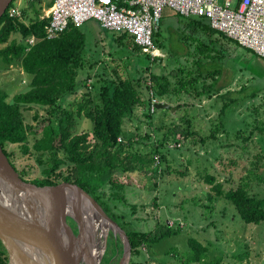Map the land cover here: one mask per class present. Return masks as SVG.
<instances>
[{
	"label": "rangeland",
	"instance_id": "rangeland-1",
	"mask_svg": "<svg viewBox=\"0 0 264 264\" xmlns=\"http://www.w3.org/2000/svg\"><path fill=\"white\" fill-rule=\"evenodd\" d=\"M51 4L52 0L34 2V9H26L28 19L24 20L25 23L29 24L30 20L36 18L34 10L44 14L43 10L48 9ZM23 6H27V0H23ZM171 11L169 8L164 9L160 35L156 37L163 57L155 61L148 60L142 52L132 51L131 38L124 44H118L113 42L114 36L109 31L106 33L110 40L105 49L106 51L109 49L112 60H102L103 64L99 72L104 77L107 75L113 79H129L135 83V80L143 75L148 76L149 73L145 70L147 67H151L155 74H166L182 67L194 66V60L202 59L196 49L198 43L194 39L198 35L191 36L192 32L184 28L183 23H187L185 18L175 19L180 22L171 19L168 15ZM85 24L84 29L90 35V39L87 38L88 44L95 43L94 32L98 25L97 21L90 20ZM199 38L203 39V36L200 35ZM13 39L20 41L21 38L15 35ZM203 40L207 41V38ZM95 48L97 45H93V49ZM99 48L95 53L100 51ZM229 51L233 55L241 54L242 58L236 62L226 53L228 57H225L224 61L217 58L213 63L215 66L225 68L220 83L224 87L221 92L223 97L220 96L218 99L215 97L209 99L208 96L191 99L185 97L178 104L169 100L171 111L167 115L163 112L164 109H158L155 113L150 111L153 114L151 118L146 116L144 107H139L132 118L125 121V131L137 135L133 151L141 152L143 155L151 153L155 160L159 156L154 151L166 137L169 129H175V126L179 125L181 130L192 133L181 144H176L172 139L165 142L163 153L166 160L161 164L159 172L154 173L150 170L146 175L134 172L115 176L116 181L128 185L125 191V203L117 206L112 198L114 190L111 184L107 181L101 183L96 179L90 183L92 187L98 186L97 191L104 195L113 212L122 222L127 223L128 227L132 225L140 231L156 233L164 225H168L176 231V234L153 244L149 251H142L140 257L134 260L137 263L194 264L187 263L191 258L189 239L193 238L209 249L207 263L220 259L221 264H264V224L257 226L244 223L229 201L224 199L208 201L209 186L199 174L204 172L205 166H208V171L216 175L221 182L233 179L232 185L247 183L252 193L264 198V92L260 90L256 97L252 96L259 90L260 84H263L264 75L260 74V70L264 71V63L254 60V56H250L247 51L237 47L233 42ZM245 69L246 76H243L241 71L244 73ZM236 72L239 75L234 80L233 75H236ZM95 73L96 71L89 70L88 67L80 72L79 92L68 97L64 106L74 109V105L82 99V92L88 91L83 89L84 81H87L88 86L93 87L92 95L96 102L100 103L99 89L102 86V76ZM28 83L29 78L20 65L6 66L0 61V89L8 92L9 100H12L17 93L27 91ZM210 84L211 80L207 82V85ZM225 87L235 91L232 96L225 94L230 91ZM242 88L246 89L242 94H238L237 92ZM262 88L263 86L260 89ZM201 89V84H197L196 89H191L192 95L196 96ZM241 95L243 99L238 102L239 104H233L220 119L222 117L220 111L224 105L222 98H240ZM165 101L166 99L161 103ZM187 101L189 105L186 104L185 107L178 109V105ZM172 108L176 110L172 111ZM36 112L42 116L46 115L44 108L34 106L33 110L26 114L27 122L36 124L33 119ZM220 120L227 123V133L220 131L216 139L210 138ZM92 130V121L83 118L78 121L75 134L92 132ZM239 131L242 133L241 136L237 134ZM250 132L253 133L251 137ZM146 135L148 137L145 138ZM247 137H250V141L244 140ZM86 147L88 152L98 151L93 133ZM7 150L12 153L13 163L27 180L44 177L51 155L43 157L24 155L19 145H8ZM260 155L263 158L257 157ZM58 157L63 158L64 155L60 153ZM206 159L209 162H205ZM155 164H158L157 160ZM68 171V166L64 165L57 173L67 175ZM230 173L234 176H230ZM225 185L229 187L226 182ZM134 207H136L135 212H133ZM178 226L182 228L179 231ZM115 240L109 237L102 264H114L116 261L119 263L121 256ZM2 246L0 240V248L5 249Z\"/></svg>",
	"mask_w": 264,
	"mask_h": 264
},
{
	"label": "trees",
	"instance_id": "trees-1",
	"mask_svg": "<svg viewBox=\"0 0 264 264\" xmlns=\"http://www.w3.org/2000/svg\"><path fill=\"white\" fill-rule=\"evenodd\" d=\"M34 2L36 1H29L27 7L22 8V18L10 17L9 9L13 2L0 20V61L6 66L20 65L29 78V89L17 93L12 100H9L7 91L0 89V145L15 168L12 161L13 155L7 150L8 145H19L24 155L37 157L51 155L52 158L49 167L44 172V177L29 180V182L40 187L68 182L77 184L91 192L105 212L126 232L132 248V263L140 264L134 260L140 257L142 251H149L153 244L176 234V231L168 225H164L165 228L162 227L156 233L143 232L133 228L132 225L128 227L127 223L122 222L120 217L113 212L109 202L104 199V195L97 191L98 186L93 185L92 187L90 183L96 179L98 182L107 181L111 184L114 190L112 198L117 206L125 203V191L128 185L116 181L115 176L134 172L146 175L150 170H153L154 173L159 172L161 164L166 160L163 153L165 142L172 139L176 144H181L192 133L181 130L179 125L175 126V129H169L166 137L154 151L160 157V163L156 165V160L151 153L143 155L141 152L133 151L137 135L125 131V121L132 118L135 110L139 107L145 108L147 117L153 116L150 113L152 92L155 98H159L161 101L166 99L163 104H170L169 100L178 104L185 97L189 99L200 96H208L209 99L223 97L220 89L224 87L218 88V84L225 68L215 66L213 63L217 58L224 61L225 57L232 54L229 48L233 41L214 30L210 21L205 17L186 18L174 12L177 17L187 20L183 26L192 32L191 36L198 35L194 39L198 43L196 49L202 59L194 60V66L182 67L166 74H155L151 67H147L145 70L146 73H149V77L143 75L135 80V83L129 79H113L107 75L104 77L99 73V76H102V86L99 89L100 103L96 102L92 95L93 87L88 86L87 81H84L83 89L88 91L82 92V99L74 105V109H70L63 104L68 97L79 92L80 80L78 77L80 72L87 67L84 57L86 35L82 29L83 26H70L58 38L43 39L28 51L30 46L27 40L31 36L43 38L45 26L48 23L46 19L41 20L42 12L38 10H34L36 18L30 20L29 24L25 23L24 20L28 19L26 9H34ZM112 34L118 44H124L131 38L127 34L117 35L114 32ZM15 35L20 36V41L13 39ZM159 35L160 27L154 35V42L160 49L156 38ZM200 35L203 36V39L207 38V41L199 38ZM131 41L132 51L141 53V49L136 46L133 38ZM237 47L239 46L237 45ZM247 52L254 56V60L260 59L251 51ZM145 56L150 60V56ZM260 60L263 61V59ZM95 65L93 63L88 65L89 70H92ZM209 80H211V84L207 85ZM149 81L151 85H149ZM197 84H201L202 89L196 96H193L191 89H196ZM245 89L242 88L237 93L242 94ZM234 92L230 90L225 94L232 96ZM257 93H260V88L252 96L256 97ZM222 99H224V105L220 111L222 116L220 119L226 115L233 104L243 98L241 95L240 98L224 97ZM186 104L189 105L188 101L178 105V109L185 107ZM34 106L44 108L46 115L42 116L36 112L33 117L36 124H30L26 120V114L33 110ZM170 109L162 110L167 115L171 111ZM83 118L92 121L93 130L75 134L78 121ZM226 124L225 121L220 120L210 138L216 139L220 131L227 133ZM92 133L98 151L88 152L86 145L90 142ZM237 134L241 136L242 133L239 131ZM252 135L253 133L250 137ZM250 137L244 140L250 141ZM60 153L64 155L63 158L58 157ZM257 157L263 158L261 155ZM205 162H209V160L206 159ZM64 165L69 168L68 174L57 173L58 169ZM208 170V166H205L204 172L199 173L201 179L209 186L208 201L213 202L219 199L229 201L244 223L257 226L264 224V198L257 193H252L247 183L232 185L233 179H227L225 182L229 184V187H226L225 182H221L216 175ZM20 176L26 180L22 173ZM230 176L233 177V173H230ZM57 179L59 180L56 181ZM135 208L133 212L136 211ZM181 229L178 226V231ZM110 237L115 238L112 233ZM115 245H118L119 256H122L123 244L121 240H115ZM189 246L191 258L187 263L221 264L220 259L215 262H206L209 249L199 241L191 238ZM8 261V253L3 249L0 251V264H8ZM114 264H118V261Z\"/></svg>",
	"mask_w": 264,
	"mask_h": 264
},
{
	"label": "water",
	"instance_id": "water-1",
	"mask_svg": "<svg viewBox=\"0 0 264 264\" xmlns=\"http://www.w3.org/2000/svg\"><path fill=\"white\" fill-rule=\"evenodd\" d=\"M13 1L0 0V20ZM110 233L123 244L118 264H131L126 232L91 192L74 183L40 187L24 180L0 145V240L8 264H102Z\"/></svg>",
	"mask_w": 264,
	"mask_h": 264
},
{
	"label": "built area",
	"instance_id": "built-area-1",
	"mask_svg": "<svg viewBox=\"0 0 264 264\" xmlns=\"http://www.w3.org/2000/svg\"><path fill=\"white\" fill-rule=\"evenodd\" d=\"M29 1L27 0V5ZM10 17H23V0L13 1ZM169 8L183 17H205L211 27L241 49L251 51L264 60V0H52L48 11L43 10L41 20H48L44 37L31 36L30 47L43 39L53 40L70 26L82 27L90 20L116 34H127L150 59L163 57L154 42L164 9ZM149 85L151 82L149 81ZM151 113L161 103L152 92ZM159 165L160 157H157Z\"/></svg>",
	"mask_w": 264,
	"mask_h": 264
},
{
	"label": "crops",
	"instance_id": "crops-1",
	"mask_svg": "<svg viewBox=\"0 0 264 264\" xmlns=\"http://www.w3.org/2000/svg\"><path fill=\"white\" fill-rule=\"evenodd\" d=\"M48 9H46L45 11H47ZM168 15H169V17L171 18V19H173V20H175L176 19V14L173 12V11H171V12H169L168 13ZM175 21H178V20H175ZM88 23V22H87ZM98 23V22H97ZM176 23V22H175ZM86 25V24H85ZM85 25L82 27V29L84 30V32H85V35H86V50H85V52H84V57H85V61H86V64H87V67H88V65H90L91 63H93V64H96L95 65V67L92 69V70H94V71H96V75H99V70H101V66H102V60L104 61V60H107V59H111L112 60V58L110 57V55H111V53L109 52V49H108V47H107V51H106V49H105V46L107 45V42L110 40V39H108L109 37V35L106 33V32H109V31H106L105 29H103L101 26H100V24L98 23V25L96 26V28H95V32H94V35H95V43H91V44H88V42H87V38H89L90 39V35H89V32L86 30V29H84V27H85ZM111 32V31H110ZM113 36V35H112ZM94 38V37H93ZM113 42H115V37L113 38ZM93 45H97V48H99V50L100 51H97L96 53H100V54H96L95 53V51H96V49L97 48H95V49H93ZM161 50V49H160ZM162 51V50H161ZM240 55L241 54H231L230 55V59H232V60H234V61H238V60H240L242 57H240ZM251 56V55H250ZM252 58V57H251ZM259 61H260V63H264V62H262L260 59H258ZM257 61V60H256ZM88 69H89V67H88ZM91 70V69H90ZM242 70H244V69H242ZM261 72H260V74L261 75H264V71H262V70H260ZM253 72V71H252ZM243 74V76H246L245 74H246V69H245V71H244V73H243V71H241V75ZM239 74H237V72H236V75H233V78H234V80H235V78L238 76ZM256 75H258V76H260L259 74H256ZM220 83H221V78H220V80H219V84H218V88H223V85H220ZM262 83L264 84V80H262ZM235 84V83H234ZM261 85L260 84V88H261V86H263V88L262 89H260L262 92H264V85ZM229 85H231V82L229 83ZM225 89H227V90H232L231 88H226L225 87ZM221 91H223V89H220Z\"/></svg>",
	"mask_w": 264,
	"mask_h": 264
},
{
	"label": "flooded vegetation",
	"instance_id": "flooded-vegetation-1",
	"mask_svg": "<svg viewBox=\"0 0 264 264\" xmlns=\"http://www.w3.org/2000/svg\"><path fill=\"white\" fill-rule=\"evenodd\" d=\"M16 169H17V168H16ZM17 171L19 172V174L21 173L18 169H17ZM26 180H27V179H26ZM28 182H29V180H28ZM70 224H71L72 227H73L74 233H77V227H76V225L73 223V221H71ZM0 251H2L1 248H0Z\"/></svg>",
	"mask_w": 264,
	"mask_h": 264
}]
</instances>
